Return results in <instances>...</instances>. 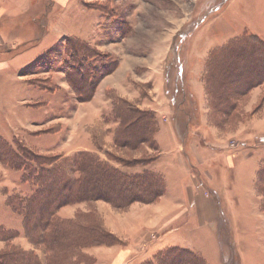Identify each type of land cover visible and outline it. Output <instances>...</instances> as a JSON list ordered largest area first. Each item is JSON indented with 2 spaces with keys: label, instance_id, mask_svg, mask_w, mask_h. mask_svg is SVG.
Returning a JSON list of instances; mask_svg holds the SVG:
<instances>
[{
  "label": "rangeland",
  "instance_id": "obj_1",
  "mask_svg": "<svg viewBox=\"0 0 264 264\" xmlns=\"http://www.w3.org/2000/svg\"><path fill=\"white\" fill-rule=\"evenodd\" d=\"M0 24V139L29 156L74 160L83 153L124 175L165 176L160 206L170 214L163 221L152 222L161 215L149 205L122 211L101 200L64 206L61 219L95 221L112 233L106 216L122 223L133 214L136 230L115 246L150 251L141 263L178 247L207 264H264V197L257 185L264 84L241 96L229 118L212 113L205 89L214 50L250 35L264 41V0H0ZM128 105L146 113L152 136L171 124L184 161L163 137L159 151L149 144L119 147L116 110ZM0 164L6 171L3 177L0 168V229L24 235L23 217L7 199H29L34 187L23 172ZM195 182L209 199L196 202ZM20 238L14 246L46 264L45 247ZM92 248L81 250L88 264H96ZM6 249L0 242V253Z\"/></svg>",
  "mask_w": 264,
  "mask_h": 264
},
{
  "label": "trees",
  "instance_id": "obj_2",
  "mask_svg": "<svg viewBox=\"0 0 264 264\" xmlns=\"http://www.w3.org/2000/svg\"><path fill=\"white\" fill-rule=\"evenodd\" d=\"M81 45L85 47L84 43ZM72 46L69 44L67 48L80 59L76 46ZM207 67L205 89L212 113L229 118L241 96L264 84V41L255 35L232 39L211 53ZM77 93L83 96L81 92ZM128 108L116 110L120 121L117 145L137 149L149 144L151 149L159 151L154 138L158 129L152 136L144 121L146 113L142 114L130 105ZM189 114L187 126L194 119L192 113ZM150 116L155 120V115ZM0 147V162L9 170L23 172L24 182L34 187L29 199L13 195L8 197L7 204L23 217V236L32 246L45 247L46 264H88L82 249L120 244L114 234L102 229L95 221L61 219L58 210L62 207L101 200L125 211L137 203L155 204L166 194L164 177L156 172L124 175L107 164L92 161L83 153L74 160L29 156L22 148L17 151L2 139ZM257 185L264 197V168L258 173ZM20 236L17 231L0 229V242L7 246L0 253V264H43L36 253L14 246V240ZM144 264L207 263L190 250L174 247L161 251L157 262Z\"/></svg>",
  "mask_w": 264,
  "mask_h": 264
},
{
  "label": "crops",
  "instance_id": "obj_3",
  "mask_svg": "<svg viewBox=\"0 0 264 264\" xmlns=\"http://www.w3.org/2000/svg\"><path fill=\"white\" fill-rule=\"evenodd\" d=\"M1 25L2 24H0V26ZM261 120H264V114H263V118H261ZM160 137H163V139L166 140V142L168 143V146H169V144L170 145L172 144L171 146H173V147L176 146V148L178 150V154H177L178 160L184 161L183 154L181 155V152H182L181 146L178 144V142L176 140V135H175L174 129L172 128L171 124H169L168 126L167 125L162 126V128L160 127V131L156 135V141L158 142L159 146H161V144L159 143ZM170 147L168 149V152H170L169 156L173 157L174 156L173 150ZM0 168L2 169L1 171H3L2 173H3V177H4L6 175V171L4 170V167L1 166V164H0ZM180 168H182V170L186 171L185 166H180ZM175 169H177V168H175ZM256 174H257L256 172L254 174H252V179L256 176ZM162 176L164 177V180H165V176L164 175H162ZM165 183H166V180H165ZM195 184L197 187L196 192L194 194V198L196 195V198H195L196 202H198V200H201V201L204 200L205 201V200L209 199V197L204 196V194L201 191L203 186L199 185L197 182H195ZM166 194H167V190H166ZM166 194L160 199L159 203H156L154 205H149L148 207H146L148 209L150 208L152 211H157L158 215H161V217H159L158 219H151L152 222H153V220H155V221L157 220L158 222L163 221L165 219V217L170 214V213H168V211L164 214V212H163V210H161L162 208L160 206L162 204V202L165 200ZM188 204H193L192 199H190L188 201ZM194 204H196V203H194ZM181 206H183V205H181ZM178 207H176L174 210L184 208L185 206L180 207V208H178ZM132 208L135 209V206L131 207V209ZM168 210H173V209L170 208ZM169 212H171V211H169ZM132 215H129L128 218L127 217L123 218L122 223L115 221V219L113 217H107V216L105 217L106 226L112 231V233L114 235H116V237L119 238L120 241L125 242V243L127 242V235L132 233V231L136 230V228H134L135 225L133 224L134 220H132L134 218L131 219ZM132 225H133V227H132ZM22 237H23V234H21V238ZM167 248H169V247H167ZM164 249H166V248H164ZM182 249H184V248H182ZM151 251H152V249H151ZM88 253L96 259V264H143L144 261H142V263H141V262H139V259L140 258L146 259V257L149 256L150 251H148V254H147L146 250L136 251V250L128 247V244H127L126 247H123V248H121L119 246H117V247L116 246L115 247H96V248H92V249L88 250Z\"/></svg>",
  "mask_w": 264,
  "mask_h": 264
}]
</instances>
